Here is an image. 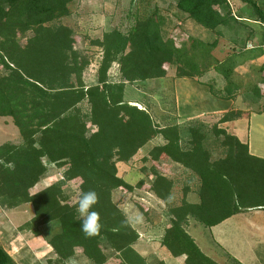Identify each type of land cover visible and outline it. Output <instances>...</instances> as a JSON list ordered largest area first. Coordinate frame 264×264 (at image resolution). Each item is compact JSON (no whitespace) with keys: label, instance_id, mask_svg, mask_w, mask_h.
<instances>
[{"label":"trees","instance_id":"obj_1","mask_svg":"<svg viewBox=\"0 0 264 264\" xmlns=\"http://www.w3.org/2000/svg\"><path fill=\"white\" fill-rule=\"evenodd\" d=\"M73 1L0 0V116L11 117L21 136L20 143L0 144V207L30 204L33 215L26 227L36 235L42 234L44 225H58L49 244L61 261L80 249L93 264H109L111 259L116 264H149L135 250L140 234L125 223L128 216L114 202L113 192L131 194L149 185V192L169 204L176 180L159 171L156 161L177 163L188 173V186L183 201L170 206L161 243L174 257L183 256L185 264H223L204 253L189 231L193 225L211 228L242 211L264 209V159L220 127L240 119L243 110L231 108L213 122L199 119L189 126L188 137L181 135L177 124L160 125L148 110L125 100L127 84L165 78L175 62L189 58L165 36L158 8L126 32L114 28L94 40L93 45L102 48V58L93 78L90 60L75 48L74 30L61 23L73 14ZM175 3L208 30H217L232 17L229 0ZM251 4L264 23L262 9ZM254 90L259 96L258 86ZM160 135L165 142L143 158L154 160L149 168L152 182H128L119 164L130 162ZM211 137L216 141L223 137L225 152L218 159L206 143ZM51 166L64 169V179L34 191ZM68 182L78 183L79 198L88 190L98 193L92 210L101 218L99 235L83 234L77 204L63 189ZM191 183L196 184L198 199L193 202L187 200ZM104 244L113 256L105 252ZM0 264H16L1 244Z\"/></svg>","mask_w":264,"mask_h":264},{"label":"rangeland","instance_id":"obj_2","mask_svg":"<svg viewBox=\"0 0 264 264\" xmlns=\"http://www.w3.org/2000/svg\"><path fill=\"white\" fill-rule=\"evenodd\" d=\"M102 1L111 17L117 18L115 24L113 22L114 25L94 30L89 26L99 23L102 17L99 13H95L90 20L87 19L86 8L90 5L93 9L99 10L103 7ZM115 1L120 2V8L114 9ZM229 2L232 17L228 24L214 31L198 25L185 13L179 11L175 0H74L71 4L73 14L63 17L61 23L69 25L74 30L75 48L90 60L88 72L95 78L94 75L102 58V48L93 45L94 40L101 39L105 32L114 28L126 32L137 19L148 17L158 8L165 36L173 39L180 52L189 58H186L184 63L175 62L169 68V75L164 79L129 83L126 89L127 98L133 99L137 106L148 110L154 120L162 126L177 123V106L182 117L203 112L206 114L199 119L213 122L217 120L215 116H219L220 113L213 114L207 111L222 112L234 105L235 108L244 110L239 123H233L234 125L230 122L223 123L220 127L230 134L237 133L245 143H250L252 153L264 154V86L262 84L264 71H261L264 64V50L260 47L264 39V31L262 22L258 20L251 4H256L264 12V0H229ZM105 29L107 31H103ZM213 43L215 47H210ZM248 44H252L254 49H250ZM183 71L195 76L201 74L194 78L201 79L202 86H200L199 98H193L189 105L180 110V104L176 103L177 93L172 89L174 85L171 83L180 78L178 74ZM255 86H258L259 96H256ZM199 119L185 123L184 127L198 123ZM5 120H8V124L4 123ZM222 140L223 137L217 141L211 137L206 142L214 148V159L224 155ZM6 141L20 143L21 136L18 127L10 118L0 116V143ZM145 155H147L146 151H139L138 155L127 164H119L120 174L128 182L136 184L141 179H145L147 184L152 182L149 178L150 163L143 159ZM160 164L157 165L158 170L176 180L174 196L169 204L149 192L146 188L149 185L144 189H136L131 194L119 190L113 192L114 202L124 210L128 218H132V224L138 231L144 230L150 223L161 222L163 218H166L165 222H167L170 206L181 203L186 195L184 194V189L188 186L186 170L171 162L163 161ZM63 173L64 169L51 166L34 191L63 180ZM189 186L192 190L188 192L187 200L189 202L198 200L195 193L196 184L191 183ZM63 189L69 201L77 204L80 194L78 183L68 182ZM138 205L145 208L144 213ZM32 215L30 204L10 210L0 207V244L16 264H93L80 249H77L73 258L67 261L59 260L49 240L60 230V227L55 223L44 225L41 227L42 234L36 235L26 227ZM197 228L193 237L204 253L210 255L204 227L200 225ZM146 240L141 239L139 244L145 243ZM140 245H138L139 250ZM103 248L109 256H113L114 252L106 244ZM215 258L219 259V256ZM116 263H118L116 260L111 259L109 264Z\"/></svg>","mask_w":264,"mask_h":264},{"label":"crops","instance_id":"obj_3","mask_svg":"<svg viewBox=\"0 0 264 264\" xmlns=\"http://www.w3.org/2000/svg\"><path fill=\"white\" fill-rule=\"evenodd\" d=\"M119 3H120L119 1L114 2V9H116V7L120 8ZM102 4L103 7L100 8L99 10L93 9V7H90V5L87 6L86 8L87 10L85 16L87 17V19L90 20L95 13H99L102 17L99 23H93L91 24L92 26L91 25L89 26L94 30L103 29L102 27L105 26L110 27L114 25L115 20L117 18L115 17L114 19L113 17H111L110 13L106 11V6L103 1ZM103 31H107V30L105 29ZM201 81H202L201 79L180 77L177 78L173 83H171L172 85H174V88L172 89L176 90L177 93L176 103L180 104V110L183 107L185 108V106L189 105L190 101L193 98H199V90H200V86H202L200 84ZM127 86L128 84L126 85L125 88V100L132 105H137L136 101L127 98V94H126ZM226 100H232V99H226ZM232 107H234V105L225 111L230 110ZM235 109L243 110L240 108H235ZM222 112L207 111V113H213V114L222 113ZM258 113H262V112H258ZM177 114H178L177 115L178 121L176 124L179 127H182L180 128V133L183 137H188L190 134L189 126L184 127L185 126L184 124L190 123L191 120L199 119L206 113L203 112L194 113L191 115L188 114L186 115V117H182L179 114V107L177 106ZM4 118H10L12 120L11 117H4ZM238 121L240 120L238 119L230 123L236 124L239 123ZM4 123L8 124V120H5ZM232 134L238 137L240 141L244 142L243 139H241V137L237 133H232ZM164 142L165 139L160 135L154 138L153 140H151L144 148L140 150V152L144 150L146 151L147 154H150V152L155 147L163 144ZM4 143H0V144H4ZM248 146H249V152L252 155L264 159L263 153L262 154L252 153L250 143L248 144ZM161 162H163V160L156 161V165H159ZM148 163H150V167H152L154 164V160H152L151 158L148 160ZM166 163L169 162L166 161ZM173 164L183 168L177 163H173ZM182 172L183 171H181V173ZM167 175L170 177L169 174ZM165 219L166 218L161 219V222L157 221L155 223H150L148 224L149 226L147 225L148 227H145L144 230L138 231L141 237L134 245V248L139 254H141L146 259V261L149 264H157L159 262H164V264H185V258L183 256L174 257L171 254V252L167 249V247H165L161 243V239L165 232V227L168 224L167 222H165L166 221ZM197 227L198 226L195 225L191 226V229L189 231L190 234L193 235L198 229ZM204 230L209 244L207 249L211 251V254L209 256H211L212 258L218 259L215 257L219 256L218 260H220V262L223 264H264V209L251 208L246 211H242L236 215L229 217L228 219L224 220L223 222L211 228H204ZM141 239H145V240L147 239V240L145 243H140L141 244L140 245L139 242L141 241ZM152 244L155 246L153 247ZM138 245L141 246L140 250L138 249L139 247Z\"/></svg>","mask_w":264,"mask_h":264},{"label":"clouds","instance_id":"obj_4","mask_svg":"<svg viewBox=\"0 0 264 264\" xmlns=\"http://www.w3.org/2000/svg\"><path fill=\"white\" fill-rule=\"evenodd\" d=\"M99 202L98 193L95 190L82 192L77 202L76 212L81 224V230L86 238H92L99 235L102 229L100 215L92 210L93 206ZM125 223L131 225L132 218L126 217Z\"/></svg>","mask_w":264,"mask_h":264},{"label":"built area","instance_id":"obj_5","mask_svg":"<svg viewBox=\"0 0 264 264\" xmlns=\"http://www.w3.org/2000/svg\"><path fill=\"white\" fill-rule=\"evenodd\" d=\"M261 25H262V28H263V31H264V23H261ZM248 47L250 48V49H254V46L252 45V44H248ZM260 47L264 50V39H263V42H262V44L260 45ZM63 179H64V177H62Z\"/></svg>","mask_w":264,"mask_h":264}]
</instances>
